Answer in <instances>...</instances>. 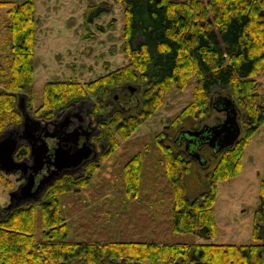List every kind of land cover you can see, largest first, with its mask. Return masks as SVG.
Masks as SVG:
<instances>
[{"label": "trees", "instance_id": "trees-1", "mask_svg": "<svg viewBox=\"0 0 264 264\" xmlns=\"http://www.w3.org/2000/svg\"><path fill=\"white\" fill-rule=\"evenodd\" d=\"M123 11L122 50L129 57L124 66L107 72L85 85L75 81H48L43 87L39 118H51L72 102L89 95L95 108L114 89L128 84L140 87L133 104L115 110L100 124V138L107 147L105 158L119 147L116 135L128 138L145 119L161 106L171 88L195 84L191 102L172 121L170 134L181 125L191 127L211 115L213 97L227 93L239 108L243 129L239 140L207 165L189 158L170 140H164L162 163L173 192L172 229L193 233L199 243L76 240L69 236L61 209V196L73 184L90 179L93 164L76 179L65 175L50 185L41 200L13 209H0V264H264V226L256 222L253 237L259 242L216 243L218 222L214 204L221 181L234 178L242 170L245 147L264 124V93L255 75L264 64V0H116ZM7 9L8 35L0 85V134L18 125L23 114L19 96L34 94L35 0H0ZM103 13L90 8L92 22ZM141 37L139 41L136 39ZM132 83V84H131ZM129 91L128 89H126ZM217 93V94H216ZM165 134V133H164ZM163 134V135H164ZM28 155L21 145L18 158ZM206 155L210 156L209 151ZM143 158L136 155L124 167L128 191H136L142 175ZM208 179L199 196L188 192L198 188L191 174ZM0 170V185H9ZM262 207L256 218L264 222V179L260 184ZM39 234V235H38Z\"/></svg>", "mask_w": 264, "mask_h": 264}, {"label": "rangeland", "instance_id": "rangeland-1", "mask_svg": "<svg viewBox=\"0 0 264 264\" xmlns=\"http://www.w3.org/2000/svg\"><path fill=\"white\" fill-rule=\"evenodd\" d=\"M35 5L34 94L30 103L27 100V110L34 118L40 119L38 108L46 82L64 80L85 85L124 66L129 57L122 50L123 11L116 0H35ZM90 8L103 9V13L92 22L86 19ZM7 25V9L0 7L1 69L4 56L9 53L5 45ZM255 78L260 92L264 93V64ZM2 79L0 72V82ZM194 84L192 79L185 88L168 90L161 106L128 138L116 135L119 147L94 162L97 164H93L94 169L85 184L70 185V189L62 194V214L72 239L154 241L160 245L204 241L193 233L173 231V192L162 163L163 134L171 131L172 121L191 102ZM88 98L96 106V97L91 94ZM211 110V115L203 121L213 123L214 117L222 114ZM136 155L143 158L142 175L138 189L128 191L124 167ZM190 176L191 182L200 181L198 188L188 192L195 198L208 187V179L205 177L202 183L200 175L192 173ZM4 178L9 185H0V209L7 207L10 192L16 189L19 176L15 178L6 174ZM263 179L264 124L245 147L240 174L219 184L214 204L218 229L213 242L261 241L253 237V229L256 222L264 226L263 220L257 219L259 215L256 218L257 209L262 207L260 184ZM144 264L152 263L147 261ZM158 264L166 263L160 261Z\"/></svg>", "mask_w": 264, "mask_h": 264}, {"label": "flooded vegetation", "instance_id": "flooded-vegetation-1", "mask_svg": "<svg viewBox=\"0 0 264 264\" xmlns=\"http://www.w3.org/2000/svg\"><path fill=\"white\" fill-rule=\"evenodd\" d=\"M126 89H128L129 91H127ZM139 90L140 87L131 88V86L129 85L122 86L118 89H114L111 95L108 98L104 99L103 108H95V104L92 103V100L87 97L81 98L77 102H72L70 106L56 112V114L51 118H40L42 120V128L37 130V132L42 136L45 133L55 134V137L47 138L50 144L49 153H54V148L58 147V141H62L63 149H68L69 154L72 156L71 165L66 167L62 166L59 168L60 176L55 179V182L65 175H71L73 179H76L86 173V169L90 164L99 161L101 154L107 147V143L105 142V140L100 138V134L102 132L100 124L104 122V120H106L113 111H125L128 105H132L134 102L133 100L134 98H136ZM215 97H213L212 99L214 100ZM211 105L212 108L218 113H222L221 116L217 115L214 117L213 123H208L206 121H203L202 119H199L191 127L181 125L175 130L174 134H170V132H165L164 134L166 140L173 141L176 144V148L185 153L189 158L195 159V157L191 155V151H198L202 157V161L200 162L199 160H196L201 165H207L209 163L210 157L216 156L218 152H216L210 146L209 140L207 139L208 134L206 133V131H204L197 137H191L188 136V134L185 133L184 130H201L205 125H214L223 121L226 116V112L218 111V108H220L221 105L219 103L217 104L214 101H212ZM238 120L242 126L239 113ZM46 122L48 123L45 125ZM39 142H41V140H39ZM21 145H25L27 147L29 155V146L26 143H22ZM88 148L90 150V154L84 157L81 161L76 160V158H78V156ZM207 151H209L210 156L206 155ZM28 155L18 160H22L25 157H28ZM52 155L53 156H48L44 160L42 169L39 170L38 174L36 175V185L38 184L39 180H45L46 177L53 172V169L57 167L56 164L60 166V164L63 163L62 160H60L55 164V155ZM27 163L33 164L34 158L28 159ZM31 171L32 169H29V171L25 173V175L28 176ZM12 175L17 178L18 176H20V172ZM23 181L24 179H19L15 188H17ZM36 185L34 188H36Z\"/></svg>", "mask_w": 264, "mask_h": 264}, {"label": "water", "instance_id": "water-1", "mask_svg": "<svg viewBox=\"0 0 264 264\" xmlns=\"http://www.w3.org/2000/svg\"><path fill=\"white\" fill-rule=\"evenodd\" d=\"M135 88L133 85H129ZM221 105L218 111H225L226 116L223 121L214 125H205L201 130H184L188 136L197 137L206 131L207 139L210 146L216 151L220 152L228 147L233 146L240 138L242 127L238 120V105L230 94L217 95L214 100ZM18 106L23 114V120L20 124L7 128L0 134V170L5 174H15L20 172L18 179L24 181L13 191L10 192V200L7 205L8 209H13L26 202L41 200L48 186L55 182V179L60 176V167L71 165L72 156L68 149H63V142L58 141L57 148H54V153H49L50 144L48 137L53 138L55 134L45 133L43 136L37 132L42 128V120L34 118L27 110V95L21 94L19 96ZM48 122L45 123V125ZM41 138V139H40ZM41 140V142H39ZM22 143L29 146V155L22 160L15 157V153ZM83 153V154H82ZM76 160L81 161L84 157L90 154V150L85 149ZM55 155L56 162L62 160L63 163L58 164L53 172L49 174L45 180H39L36 185V175L42 169L44 160L48 156ZM191 155L195 159L202 161V157L198 151H191ZM34 158V163L29 164L27 160ZM74 161V160H73ZM54 164V162H53ZM59 166V167H58ZM32 169L28 176L25 175ZM36 185V188H34Z\"/></svg>", "mask_w": 264, "mask_h": 264}]
</instances>
